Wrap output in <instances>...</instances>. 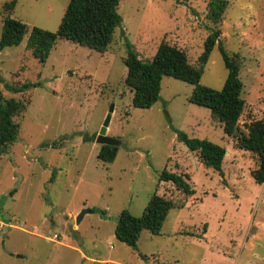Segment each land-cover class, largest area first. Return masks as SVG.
I'll list each match as a JSON object with an SVG mask.
<instances>
[{
  "label": "rangeland",
  "instance_id": "374dc122",
  "mask_svg": "<svg viewBox=\"0 0 264 264\" xmlns=\"http://www.w3.org/2000/svg\"><path fill=\"white\" fill-rule=\"evenodd\" d=\"M117 1L121 24L105 51L57 38L43 63L24 46L28 31H55L68 0H15L8 14L27 32L0 49V92L25 108L0 154V264H264V182L250 176L256 155L235 146L207 108L187 100L191 84L163 76L157 100L138 108L123 81L125 43L146 61L163 40L195 66L212 27L207 0ZM226 1L219 41L242 58V128L264 119V0ZM225 75L215 44L199 83L218 90ZM23 83L36 85L6 88ZM110 107L105 142L85 140L97 135ZM177 131L224 147L221 174L204 166ZM101 144L117 147L109 163L96 156ZM164 168L187 174L194 192L169 209L158 234L141 230L132 249L115 238V220L122 209L140 215L154 192L177 194L157 182ZM82 209L89 211L75 223Z\"/></svg>",
  "mask_w": 264,
  "mask_h": 264
},
{
  "label": "trees",
  "instance_id": "16d2710c",
  "mask_svg": "<svg viewBox=\"0 0 264 264\" xmlns=\"http://www.w3.org/2000/svg\"><path fill=\"white\" fill-rule=\"evenodd\" d=\"M15 0L6 1L3 9L7 15L0 26V49L19 44L27 32L26 25L8 14L12 11ZM117 0H68L55 31H48L32 26L25 40V48L31 55L43 63L54 41L64 39L78 45L102 52L111 42L113 31L121 24V16L117 12ZM226 0H207L206 18L212 27L202 42V49L197 56L196 65L189 64L185 52L173 44L160 41L154 54L146 61L140 60L126 45V56L122 62L126 67L124 84L131 90V104L138 108H149L158 98L161 79L171 76L192 85L187 100L209 110L210 117L218 122L224 134L234 138L235 146L256 155V166L250 170L254 182H264V119H255L238 126L239 117L244 108V99L240 96L242 83L238 72L242 58L237 53L228 54L219 41V27L222 15L227 7ZM218 46L226 75L220 89L215 90L199 83L203 65L214 47ZM36 83H23L21 86L6 85L16 93ZM25 108V103L13 97L3 99L0 92V154L7 151V145L16 136L18 123L14 120ZM176 137L188 150L195 153L198 160L221 174V161L225 148L207 139L188 137L184 132L177 131ZM95 135L85 137L93 141ZM114 145L101 144L97 158L105 163L111 162L116 154ZM188 176L162 169L157 182H168L177 194L152 193L141 214L134 216L122 209L115 220L113 234L117 240L135 249L141 230L158 234L167 212L171 208L183 206L186 198L194 190L187 182ZM103 213V212H102ZM202 232L205 225H202ZM192 235V232H187ZM154 264V263H151Z\"/></svg>",
  "mask_w": 264,
  "mask_h": 264
},
{
  "label": "water",
  "instance_id": "95a60500",
  "mask_svg": "<svg viewBox=\"0 0 264 264\" xmlns=\"http://www.w3.org/2000/svg\"><path fill=\"white\" fill-rule=\"evenodd\" d=\"M110 112H111V107L109 108L108 113L104 116L103 121L99 127V130L97 132V135L95 136V141H97L98 143H103L105 142L104 139V135H105V131H106V127L108 125L109 122V118H110ZM110 145V144H108ZM89 211L88 209H82L75 217V223L78 222L79 218L82 216L83 213Z\"/></svg>",
  "mask_w": 264,
  "mask_h": 264
},
{
  "label": "crops",
  "instance_id": "0c3cea01",
  "mask_svg": "<svg viewBox=\"0 0 264 264\" xmlns=\"http://www.w3.org/2000/svg\"><path fill=\"white\" fill-rule=\"evenodd\" d=\"M225 259H230V258H227V257H224ZM238 263V262H237Z\"/></svg>",
  "mask_w": 264,
  "mask_h": 264
}]
</instances>
